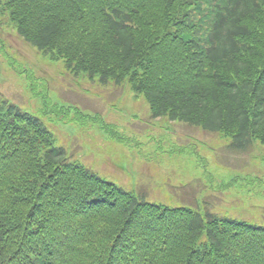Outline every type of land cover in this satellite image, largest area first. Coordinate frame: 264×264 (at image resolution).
<instances>
[{
	"label": "trees",
	"instance_id": "trees-1",
	"mask_svg": "<svg viewBox=\"0 0 264 264\" xmlns=\"http://www.w3.org/2000/svg\"><path fill=\"white\" fill-rule=\"evenodd\" d=\"M2 5L18 36L69 74L126 82L151 117L222 133L233 152L264 145V0ZM0 264H264V225L147 201L0 94Z\"/></svg>",
	"mask_w": 264,
	"mask_h": 264
},
{
	"label": "rangeland",
	"instance_id": "rangeland-1",
	"mask_svg": "<svg viewBox=\"0 0 264 264\" xmlns=\"http://www.w3.org/2000/svg\"><path fill=\"white\" fill-rule=\"evenodd\" d=\"M4 2L0 94L45 119L68 154L147 201L264 225L263 144L233 152L231 138L222 133L151 117L145 98L126 82L102 86L97 78L69 74L63 60L50 59L18 36L1 9ZM15 70H26L33 80Z\"/></svg>",
	"mask_w": 264,
	"mask_h": 264
}]
</instances>
